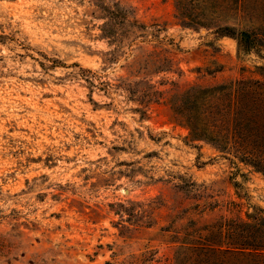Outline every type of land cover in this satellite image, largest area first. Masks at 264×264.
Listing matches in <instances>:
<instances>
[{
  "label": "rangeland",
  "instance_id": "374dc122",
  "mask_svg": "<svg viewBox=\"0 0 264 264\" xmlns=\"http://www.w3.org/2000/svg\"><path fill=\"white\" fill-rule=\"evenodd\" d=\"M222 20L264 39V0ZM176 0H0V264H175L181 232L264 209V176L193 141L172 96L262 80L264 43ZM106 32H109L108 35Z\"/></svg>",
  "mask_w": 264,
  "mask_h": 264
},
{
  "label": "trees",
  "instance_id": "16d2710c",
  "mask_svg": "<svg viewBox=\"0 0 264 264\" xmlns=\"http://www.w3.org/2000/svg\"><path fill=\"white\" fill-rule=\"evenodd\" d=\"M246 0H176L177 16L186 28L212 29L218 38H233L240 52L258 51L264 39L222 20L238 18ZM110 35L109 32H106ZM262 80L241 79L204 88L192 86L172 96L176 118L193 141H204L231 160L264 176V65ZM229 203L231 217L206 224L191 221L181 232L175 264H264V209Z\"/></svg>",
  "mask_w": 264,
  "mask_h": 264
}]
</instances>
